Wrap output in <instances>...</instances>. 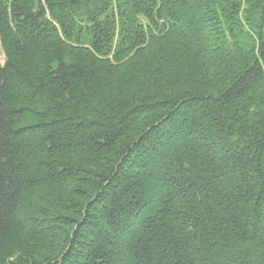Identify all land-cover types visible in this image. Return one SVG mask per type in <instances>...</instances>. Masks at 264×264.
Masks as SVG:
<instances>
[{"label": "trees", "instance_id": "trees-1", "mask_svg": "<svg viewBox=\"0 0 264 264\" xmlns=\"http://www.w3.org/2000/svg\"><path fill=\"white\" fill-rule=\"evenodd\" d=\"M0 264H264V0H0Z\"/></svg>", "mask_w": 264, "mask_h": 264}]
</instances>
